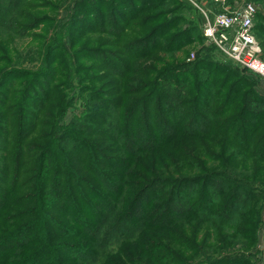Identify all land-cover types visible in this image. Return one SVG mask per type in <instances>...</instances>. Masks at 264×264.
Returning a JSON list of instances; mask_svg holds the SVG:
<instances>
[{
    "label": "trees",
    "instance_id": "16d2710c",
    "mask_svg": "<svg viewBox=\"0 0 264 264\" xmlns=\"http://www.w3.org/2000/svg\"><path fill=\"white\" fill-rule=\"evenodd\" d=\"M28 1L0 0V264H115L118 250L108 248L120 242L125 258L185 264L169 238L159 242V232L155 241L143 237L176 222L182 225V250L200 255L194 264H251L244 254L256 244L261 214L256 201L264 195V95L255 84L230 64L201 57L163 68L130 92L142 91L132 102L121 88L118 95L89 91L91 110L64 124L65 72L79 71L78 59L68 66L54 36L51 45L39 37L43 42L32 51L35 70L23 69L19 58L12 64L9 57L15 53L14 38L27 37L37 27L30 26L33 4ZM136 1L137 6L127 1L131 16L139 5L160 7L161 13L168 9V0ZM112 2H107L108 19L115 26V11L121 23L124 16ZM74 5L68 25L75 34L84 31L81 7L89 6L93 23L106 20L102 12L97 18L87 0ZM125 30L118 27L114 33L120 37ZM254 30L264 51V13ZM184 35H172L161 48L185 45L189 36ZM134 43L133 48L147 42ZM117 70L113 73L123 82L124 73ZM23 78L18 86L8 83ZM97 114L103 126L91 127ZM109 127L119 128L115 136L104 132ZM180 131L195 139L172 144ZM212 218L214 225L208 223ZM62 238L72 241L62 243Z\"/></svg>",
    "mask_w": 264,
    "mask_h": 264
},
{
    "label": "rangeland",
    "instance_id": "374dc122",
    "mask_svg": "<svg viewBox=\"0 0 264 264\" xmlns=\"http://www.w3.org/2000/svg\"><path fill=\"white\" fill-rule=\"evenodd\" d=\"M74 1L75 0H29L28 2L33 4V8L30 9L29 12L33 19L29 23L30 26H35V24H37V27L33 28L30 33H28L29 36L27 37L14 38L12 47L15 48V53H11L9 56L12 64L13 62H17V58H19L21 60L19 64L23 69L35 70L38 64V60L36 59L37 53L32 51L35 47L39 46L40 42H43L39 37H43V40L51 45L50 41L53 40L54 36L55 38L58 37L57 40H60L59 43L63 47V53H65L69 60L68 66H71V60L76 61L78 59L77 64L79 71L77 69V72H73L72 75L65 72V77L68 76L67 78L69 80L65 88L68 94V102L64 106V116L62 120L64 124L74 119V117L83 116L85 113L89 112L88 110H91L90 107L94 105H87L89 100L87 94L89 91L90 93L91 91H98L118 95L117 91L121 88L126 91L129 98L127 102H132L133 99H137L142 95V91L135 95H131L130 92L140 90L141 84L146 85L151 78L156 76V73L162 71L163 68L167 69L168 67L176 66L182 62L189 63L201 57L223 64H230L233 70L238 73V76L245 78L247 81L255 84V86L259 83V78L244 72L231 61L224 60L214 46L204 44L201 33V12L199 7L206 6L213 12L222 10L231 11L236 7L243 6L247 2L255 1L261 3L260 0H225L223 3L217 4H214L213 0H178L181 3L180 6H177L176 3L173 2L174 0H168L165 5L168 9L162 13L160 11L163 9L160 7L154 8L152 5L145 4L142 7L139 5L136 12L134 9L132 11V16L129 13L130 4H128V0H119L120 2H115L114 0V3L112 2L111 4L118 9V13L121 12L124 16V23H121L122 21L117 20V13L115 11V15L113 16L116 23L115 26L111 25L108 19L110 10L107 2L109 4L110 0H104L101 1V3H98L96 0H87V2L92 4L96 9V14L99 13L97 18L102 19L103 16H100L102 12L103 15H106V20H104V23H93L95 16L89 15L90 12L87 13L89 9L86 10L89 6L81 7L80 10L84 11V14H80L79 18L84 31H78L84 32L82 34L79 32L75 34V32H77L75 30L77 29L71 28L69 26L70 23L68 25L72 13L74 12V7L76 6L74 5ZM263 1L264 0H262V2ZM130 2L132 5L137 6L138 4L136 0H130ZM261 5L263 7L262 3ZM134 14L135 17H133ZM258 15L254 18V25L257 22ZM88 18H90V20ZM102 24L107 32L99 31L102 28L100 27ZM118 27L120 30L126 29L124 34L120 37H117L119 32L114 33ZM86 30L90 31L87 32ZM164 30L167 31L164 32ZM185 32H187L189 36V39L186 38L187 41H184L186 42L185 45L173 50L170 48H161L164 46L162 43H166L168 38L172 35L178 39L181 37L185 38ZM144 39L145 42H147L144 46L136 44L137 46L133 48L135 43L132 45L130 44L133 41ZM203 45H207L211 48H208V51L202 50ZM118 46H120V48H118ZM75 51L78 52L74 53ZM262 52L264 55L263 49ZM73 53L76 56L75 60H73L71 56ZM2 67L6 68L8 65L3 63ZM117 69L120 70L121 74L124 73L123 76L126 79H123V82H121L120 77L113 73L117 72ZM74 76L79 79H74ZM26 80L27 78H23L16 81H9L8 83H13V86H18ZM257 92L260 93L259 91ZM98 110L99 113L103 111L101 109ZM46 112L54 114L55 111L47 107ZM100 117V114H97L96 118L90 121V126L95 128L96 126H103V123L100 122ZM172 122V124H176L175 120ZM135 124L136 122L134 125ZM46 130H44V132ZM118 130V127L117 129L109 127L104 130V132L109 131L113 137L117 134L116 132ZM184 131L186 130L184 129ZM186 132H188V129ZM139 135L142 137V133ZM140 136H138V140H140ZM209 137V135L204 136V138ZM92 138L99 139L98 136ZM193 139L185 137L182 131H180L174 137L172 144H188L191 143ZM105 144L108 145L109 143L106 142ZM208 164L213 165L211 161H209ZM214 165L216 164L214 163ZM168 168L171 169V172L174 171L172 166H168ZM138 171L140 170L138 169ZM256 202L261 208L260 219L256 229V244L250 251H245L244 255L250 258L251 264H264V195L258 198ZM208 223L214 225L216 221L212 218ZM181 230V223L176 222L172 223L166 230L152 229V237L148 233H144L143 237H147L149 240H154V238L157 237L158 240L157 232H159L162 237H160L158 241L164 243L167 238H169L173 251L177 255L176 257L184 259L186 261L185 264L198 263L201 261L198 253L189 251L184 252L182 250L181 247L183 243H181V238H179V232L181 233ZM68 234H70V231H68ZM202 235H204V233L199 234L201 237ZM64 241H66L65 243H70L72 240H70V238H65V240H63L62 238L61 242L63 243ZM121 243L122 242L115 243L112 247L108 248V250L113 253L118 250L120 260L116 261L115 264H151L145 259H140L137 255L125 258L123 252L126 248H124V245L119 248ZM136 249L141 251L143 248L137 245ZM201 255H203L202 251Z\"/></svg>",
    "mask_w": 264,
    "mask_h": 264
},
{
    "label": "built area",
    "instance_id": "2783aa9c",
    "mask_svg": "<svg viewBox=\"0 0 264 264\" xmlns=\"http://www.w3.org/2000/svg\"><path fill=\"white\" fill-rule=\"evenodd\" d=\"M225 0H213L214 4ZM204 44L214 46L224 60L264 80V55L254 30V18L263 13L259 2H247L233 10L213 12L200 6ZM264 236V235H263Z\"/></svg>",
    "mask_w": 264,
    "mask_h": 264
},
{
    "label": "crops",
    "instance_id": "0c3cea01",
    "mask_svg": "<svg viewBox=\"0 0 264 264\" xmlns=\"http://www.w3.org/2000/svg\"><path fill=\"white\" fill-rule=\"evenodd\" d=\"M258 82L259 83L257 84V86H255L256 87V90L259 91L260 94H263L264 95V80L260 79Z\"/></svg>",
    "mask_w": 264,
    "mask_h": 264
}]
</instances>
